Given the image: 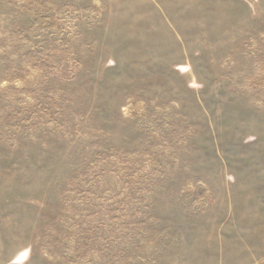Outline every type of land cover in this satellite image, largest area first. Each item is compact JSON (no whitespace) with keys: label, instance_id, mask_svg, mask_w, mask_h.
Listing matches in <instances>:
<instances>
[{"label":"rangeland","instance_id":"obj_1","mask_svg":"<svg viewBox=\"0 0 264 264\" xmlns=\"http://www.w3.org/2000/svg\"><path fill=\"white\" fill-rule=\"evenodd\" d=\"M0 264H264V0H0Z\"/></svg>","mask_w":264,"mask_h":264}]
</instances>
